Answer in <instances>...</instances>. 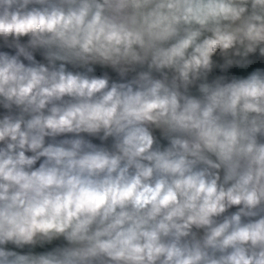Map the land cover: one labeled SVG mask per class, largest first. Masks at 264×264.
<instances>
[{"label": "clouds", "instance_id": "clouds-1", "mask_svg": "<svg viewBox=\"0 0 264 264\" xmlns=\"http://www.w3.org/2000/svg\"><path fill=\"white\" fill-rule=\"evenodd\" d=\"M0 264H264V0H0Z\"/></svg>", "mask_w": 264, "mask_h": 264}, {"label": "crops", "instance_id": "crops-1", "mask_svg": "<svg viewBox=\"0 0 264 264\" xmlns=\"http://www.w3.org/2000/svg\"><path fill=\"white\" fill-rule=\"evenodd\" d=\"M102 69H100L99 67H97V71H101ZM107 70H110V69H107ZM252 69H248V70H239V69H232L231 71L233 72H242V71H251Z\"/></svg>", "mask_w": 264, "mask_h": 264}, {"label": "built area", "instance_id": "built-area-1", "mask_svg": "<svg viewBox=\"0 0 264 264\" xmlns=\"http://www.w3.org/2000/svg\"><path fill=\"white\" fill-rule=\"evenodd\" d=\"M102 71H104V70L97 71V74H101V73H102ZM107 71H109V73H110L111 75H113V77L115 78V74H114V73H112V72H111V70H107Z\"/></svg>", "mask_w": 264, "mask_h": 264}]
</instances>
